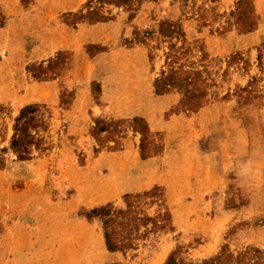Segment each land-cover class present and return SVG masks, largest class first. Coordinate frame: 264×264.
Listing matches in <instances>:
<instances>
[{
  "label": "rangeland",
  "instance_id": "1",
  "mask_svg": "<svg viewBox=\"0 0 264 264\" xmlns=\"http://www.w3.org/2000/svg\"><path fill=\"white\" fill-rule=\"evenodd\" d=\"M0 264H264V0H0Z\"/></svg>",
  "mask_w": 264,
  "mask_h": 264
},
{
  "label": "crops",
  "instance_id": "2",
  "mask_svg": "<svg viewBox=\"0 0 264 264\" xmlns=\"http://www.w3.org/2000/svg\"><path fill=\"white\" fill-rule=\"evenodd\" d=\"M122 19V16L121 18ZM120 19H116L115 22L113 23V25H110L108 23H99V25H96V29L97 30H104L105 34L104 37L107 38H113L115 37V33H116V29L119 27L118 25H121V22H119V24H117V21H119ZM123 23V22H122ZM113 26V27H111ZM113 28V29H112ZM112 29V30H110ZM123 54H127V55H123ZM74 68H75V72L74 75H85L84 72V57L83 54H81L79 51L75 52L74 55ZM94 61H98V63L103 66V67H107L109 71L107 72L108 74L111 73L113 75H148V72H143L142 70L139 71L138 67H139V59L134 57L133 55V51L132 49L129 51H126L125 53H120V54H107L105 55L104 53L100 54L98 57L94 58ZM100 75H103L102 73ZM107 254L109 255V258H116L113 256H117L118 252L117 251H106ZM112 261V260H109Z\"/></svg>",
  "mask_w": 264,
  "mask_h": 264
},
{
  "label": "trees",
  "instance_id": "3",
  "mask_svg": "<svg viewBox=\"0 0 264 264\" xmlns=\"http://www.w3.org/2000/svg\"><path fill=\"white\" fill-rule=\"evenodd\" d=\"M15 142H16V145L18 146L19 145L18 140H15Z\"/></svg>",
  "mask_w": 264,
  "mask_h": 264
}]
</instances>
